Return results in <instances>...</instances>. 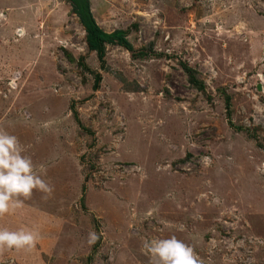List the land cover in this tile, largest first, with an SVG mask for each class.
<instances>
[{"label":"rangeland","instance_id":"rangeland-1","mask_svg":"<svg viewBox=\"0 0 264 264\" xmlns=\"http://www.w3.org/2000/svg\"><path fill=\"white\" fill-rule=\"evenodd\" d=\"M89 3L134 53L101 61L69 0H0V129L52 189L0 215L37 234L0 264H158L172 237L264 264V0Z\"/></svg>","mask_w":264,"mask_h":264},{"label":"clouds","instance_id":"clouds-1","mask_svg":"<svg viewBox=\"0 0 264 264\" xmlns=\"http://www.w3.org/2000/svg\"><path fill=\"white\" fill-rule=\"evenodd\" d=\"M257 111H261L259 106ZM23 152L18 138L0 129V215L22 203L19 197L29 198L34 189L52 191L34 170L31 157ZM36 239L37 234L31 230L0 229V247H34ZM144 247L158 264H200L193 247L175 237L146 240Z\"/></svg>","mask_w":264,"mask_h":264},{"label":"trees","instance_id":"trees-1","mask_svg":"<svg viewBox=\"0 0 264 264\" xmlns=\"http://www.w3.org/2000/svg\"><path fill=\"white\" fill-rule=\"evenodd\" d=\"M73 13H75L83 26L86 33V44L90 51H95L100 60H103L107 44H114L124 47L125 49L135 52L129 40L126 38V32L114 30L111 33L105 32L95 21L90 9L89 0H69ZM189 74V80L197 88L202 89L203 83L194 77V72L190 68L184 67ZM99 82V75L96 80Z\"/></svg>","mask_w":264,"mask_h":264}]
</instances>
